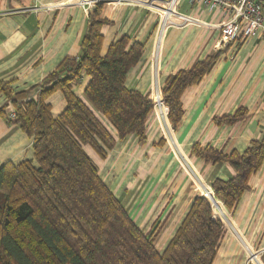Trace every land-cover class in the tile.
<instances>
[{
	"label": "crops",
	"instance_id": "crops-1",
	"mask_svg": "<svg viewBox=\"0 0 264 264\" xmlns=\"http://www.w3.org/2000/svg\"><path fill=\"white\" fill-rule=\"evenodd\" d=\"M99 1V16L106 21L100 28L101 55L122 35L140 43L142 55L128 71L125 84L143 95L149 93L154 66L162 85L169 75L218 53L210 72L181 96L182 120L172 129L175 147L169 145L152 114L145 143L139 144L135 135H129L118 140L104 160L95 157L101 179L136 225L156 235L155 246L162 252L199 194L192 186L194 181L211 187L214 179H231L236 173L229 163L197 156L192 147L230 154L243 152L263 137L264 35L220 44L217 25L227 20L229 13L222 8L208 11L202 5L181 0L177 10L196 22L168 28L157 60H153L152 37L158 15L144 5L147 0ZM74 2L0 0V81L8 82L12 91L40 84L65 57L79 55L89 13L96 5L86 12ZM87 79L82 77L75 87L77 93L81 94ZM37 93L33 90L28 97L36 98ZM9 101L0 93V106ZM47 102L54 116L65 108L59 91ZM240 108L246 112L241 120L215 122V118L232 115ZM11 109L8 106L7 113ZM30 157L31 138L9 117L0 118V166ZM230 213L231 225L238 234H233L230 227L224 228L213 264H243L246 245L254 249L264 246V163L249 178L248 189Z\"/></svg>",
	"mask_w": 264,
	"mask_h": 264
},
{
	"label": "trees",
	"instance_id": "trees-1",
	"mask_svg": "<svg viewBox=\"0 0 264 264\" xmlns=\"http://www.w3.org/2000/svg\"><path fill=\"white\" fill-rule=\"evenodd\" d=\"M100 3L89 13L77 57H65L40 84L24 90L12 91L8 82L0 81V93L10 100L0 106V118H8L12 106L14 118L9 120L31 138L32 148V157L0 166V264H213L224 229L204 197H194L160 252L156 235L136 225L99 175L95 157L104 160L129 135L145 143L153 114L149 96L125 84L142 45L122 35L101 55L100 28L106 21L99 16ZM217 58L218 53L207 56L162 83L173 129L182 120L184 90L199 83ZM82 77L88 79L79 94L75 87ZM36 89V98L28 97ZM57 91L65 108L54 116L47 99ZM245 115L240 108L214 120L235 123ZM191 151L234 168L233 178L211 183L215 196L233 211L249 178L264 163V134L243 152L225 154L197 145Z\"/></svg>",
	"mask_w": 264,
	"mask_h": 264
},
{
	"label": "built area",
	"instance_id": "built-area-1",
	"mask_svg": "<svg viewBox=\"0 0 264 264\" xmlns=\"http://www.w3.org/2000/svg\"><path fill=\"white\" fill-rule=\"evenodd\" d=\"M75 4L84 11H90L99 0H74ZM120 1V0H117ZM181 0H147L144 5L149 9L155 10L158 19L152 37L153 60H157L161 42L166 31L170 27L185 26L196 22V20L187 14L180 13L177 5ZM189 3L202 5L206 10L212 11L215 8L225 9L229 13L228 19L220 23L218 26L221 33L220 44L240 39L245 41L255 35H264V7L258 0H187ZM156 63V61H154ZM155 65V64H154ZM153 65V66H154ZM153 80L149 89V99L152 101L154 116L158 119L162 126L163 134L169 145L173 147L175 142L172 137V126L170 125L166 106L162 94L161 85L158 81L156 67L154 66ZM10 119L14 118V111L8 112ZM193 188L198 191V195L204 197L210 204L212 217L218 221L224 228H232L233 234H238L236 229L231 225V213L219 200L213 189L196 180L192 184ZM238 237H240L238 235ZM241 239V237H240ZM246 256L243 264H264V247L254 249L246 245Z\"/></svg>",
	"mask_w": 264,
	"mask_h": 264
},
{
	"label": "rangeland",
	"instance_id": "rangeland-1",
	"mask_svg": "<svg viewBox=\"0 0 264 264\" xmlns=\"http://www.w3.org/2000/svg\"><path fill=\"white\" fill-rule=\"evenodd\" d=\"M12 110H13V109H12ZM153 116H154V113H153ZM263 247H264V246H263ZM259 248H260V247H259ZM261 248H262V247H261ZM256 249H258V248H256ZM256 249H255V250H256Z\"/></svg>",
	"mask_w": 264,
	"mask_h": 264
}]
</instances>
